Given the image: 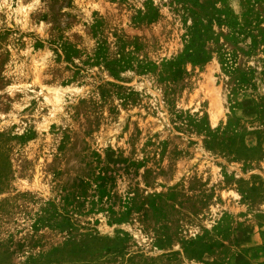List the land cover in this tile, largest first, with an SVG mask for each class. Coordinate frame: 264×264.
Here are the masks:
<instances>
[{
  "label": "rangeland",
  "instance_id": "obj_1",
  "mask_svg": "<svg viewBox=\"0 0 264 264\" xmlns=\"http://www.w3.org/2000/svg\"><path fill=\"white\" fill-rule=\"evenodd\" d=\"M0 264H264V0H0Z\"/></svg>",
  "mask_w": 264,
  "mask_h": 264
}]
</instances>
